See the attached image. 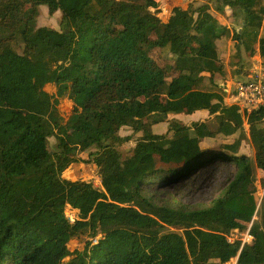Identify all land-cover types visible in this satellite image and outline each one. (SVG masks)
I'll list each match as a JSON object with an SVG mask.
<instances>
[{"label": "trees", "instance_id": "16d2710c", "mask_svg": "<svg viewBox=\"0 0 264 264\" xmlns=\"http://www.w3.org/2000/svg\"><path fill=\"white\" fill-rule=\"evenodd\" d=\"M215 1L242 24L225 27L191 3L162 22L156 0H0V264H264V109L245 118L260 198L253 165L236 154L242 115L219 84L249 75L251 56L264 60V0ZM41 5L70 28L35 27ZM52 81L73 103L67 117L46 104ZM79 84L85 92L74 96ZM198 110L209 117L153 131L169 114ZM124 126L140 133L133 147L122 148L132 137L118 135ZM65 136L97 147L89 161L99 184L61 177L62 162H84ZM231 136L232 154L218 159L233 175L204 202L177 197L175 189L208 179L209 160L189 159L200 138ZM246 230L248 242L227 239ZM71 240L84 245L71 251Z\"/></svg>", "mask_w": 264, "mask_h": 264}, {"label": "rangeland", "instance_id": "374dc122", "mask_svg": "<svg viewBox=\"0 0 264 264\" xmlns=\"http://www.w3.org/2000/svg\"><path fill=\"white\" fill-rule=\"evenodd\" d=\"M159 2L158 8L160 9V12L158 16L162 20V22H166L167 19L170 16V9L179 6L182 8H186L189 3L193 4L194 7H198L201 5H207L212 9L213 14L217 18V20L220 22L225 27L229 28H237L242 24V20H235L234 19V12L232 8L229 7H224L221 11L216 12V1L215 0H169L166 2L165 0H156ZM25 11L29 12L30 11V6L25 7ZM35 27H40V26H48L51 28H54L56 30H68L70 28V25L68 22H61V14L59 11H57L55 14L49 15L47 12V6L41 5L39 6V15L35 20L34 23ZM254 57L250 58L251 62H254ZM225 64L227 65V57L225 59ZM228 68V67H227ZM251 68H252V63H251ZM250 68V70H251ZM249 70V72H250ZM172 75V72H171ZM248 76V75H246ZM245 76V77H246ZM169 78V76H168ZM228 78V75L223 78L226 80ZM235 79H242V78H237L234 77ZM221 83V81H220ZM76 86V84H73L69 82L68 90L69 88H73ZM220 86H223L220 84ZM84 85L79 84L77 85L76 89H73V94L74 96H79L80 94H83L85 92L86 88H83ZM43 89L49 94V96H52L49 100L47 99L46 104L48 106L50 104H55L57 105V108L59 112L67 117L72 108H73V103L68 100L67 98H61L59 99L56 96L57 93V84L52 81V82H47L44 84ZM69 91H67L68 93ZM226 96V95H225ZM225 99V98H224ZM226 104V101H225ZM46 106V107H48ZM44 107V108H46ZM195 112V111H194ZM193 113V112H192ZM168 119L165 122H160L158 123V126L155 127L153 130L155 134L157 135H162V134H169V127L170 126H175V127H182V126H188L190 125V118H192V114L184 115V114H178V115H168ZM208 114L205 115V117H201L200 120H204L208 118ZM192 119H197V118H192ZM199 121V120H198ZM197 121V122H198ZM245 136L240 143L239 149L237 151V155H244L248 158L250 163L254 167V176L256 178V184H257V191H258V196L261 198L263 195V187L261 186V183L259 181V172L255 168V148L251 143L250 140V135H249V126L248 129L244 128ZM119 136H129L131 135V140L126 141L122 144V148L129 146L133 147L135 145V139L140 135V133H133L130 127L124 126L121 127L120 130L118 131ZM233 137L231 136L229 138H211L208 139V144L205 142L200 141L202 145H205L206 149L203 150V152H208L206 155V158L204 159L209 160L207 163V166L203 168V173L206 174L207 180L204 182H201L198 184L197 182H189L188 185H185L181 188H177L174 191L176 192V196L181 198V200L187 198V195L191 196V200L193 202L199 203V202H204L208 196H213V194L217 193V189L224 185L226 180L233 175V173L236 171V168L234 165L231 164H226L222 163V160H219L218 157L221 154H232L231 150H228L225 148V144H230L233 142ZM65 140L67 143L71 146H74L76 148V156L82 159L84 162H73V163H68L65 164L62 162L63 166V171L61 177H64L66 179L70 180H77V179H82L85 181H91L95 185L99 184V177L97 175V170L94 166L93 163L89 161V155L95 151H97V147L95 145L92 146H86L84 142L80 141V139L77 136H65ZM50 145L53 148L56 144V141L54 138L49 139ZM210 142V143H209ZM209 145V147H207ZM191 156V155H190ZM133 168H136V162L133 164ZM153 186V184H148V187ZM172 185H168L167 188H172L170 187ZM65 215L68 217V219H75L77 216V210L71 208L70 206H67L65 209ZM254 219L257 218L255 215L253 217ZM161 227V223L155 222L153 226L149 229H146L144 233L146 234H151L154 232V230L158 229ZM170 229H175V230H182L183 227L179 223H173L170 224L169 227ZM209 234V233H206ZM212 234V233H211ZM213 235V234H212ZM238 234H232V236H235ZM100 237V235H96L94 242L97 241V239ZM84 243H78L76 240H71L68 242L67 246L69 250H74V249H81L83 247ZM215 264V263H213Z\"/></svg>", "mask_w": 264, "mask_h": 264}, {"label": "built area", "instance_id": "2783aa9c", "mask_svg": "<svg viewBox=\"0 0 264 264\" xmlns=\"http://www.w3.org/2000/svg\"><path fill=\"white\" fill-rule=\"evenodd\" d=\"M223 88L226 95V105L238 108V111L243 114L244 118H246L247 114L252 110H257L259 108L264 109V68H261L259 71H250L248 76L243 79H236L232 83L225 82ZM75 219L68 220L73 221ZM236 238H239L243 244L251 240V235L249 231L246 230L239 236L231 235L227 237L229 241ZM226 264H237V259H231Z\"/></svg>", "mask_w": 264, "mask_h": 264}, {"label": "crops", "instance_id": "0c3cea01", "mask_svg": "<svg viewBox=\"0 0 264 264\" xmlns=\"http://www.w3.org/2000/svg\"><path fill=\"white\" fill-rule=\"evenodd\" d=\"M166 2H168L169 0H165ZM28 6V5H27ZM57 12V11H56ZM55 12V13H56ZM54 13V14H55ZM169 14H171V9H170V13ZM252 57H254V62H251L252 63V68H251V70L250 71H259L261 68H264V60H263V58H261L260 56H259V54H255V55H253V56H251L250 58H252ZM229 62V60L227 59V63ZM228 69V72H229V68H227ZM234 80H236L234 77H232L231 75H228V79H226V80H224L225 82H233ZM220 81H221V83H220ZM220 81H219V84H225V82H223V78L222 79H220ZM180 114H184V113H180ZM190 114H192V118L194 117V118H197V119H192V118H190L189 117V119H190V122H197L198 120L199 121H203V120H200V118L201 117H205V115L207 114V111L206 110H198V111H195V112H193V113H190ZM190 114H184V115H190ZM240 114L242 115V118H243V125H244V128L245 129H248V123L246 122V120H245V118L243 117V114L240 112ZM170 115H178V114H170ZM191 124V123H190ZM158 126V124H156V125H154L153 126V130L155 129V127H157ZM189 126V125H188ZM212 137H201L200 138V141L202 140V142H205L206 144H208V139H211ZM242 142V141H241ZM210 143V142H209ZM205 144V145H206ZM205 145H202L200 142H199V147H198V150H204V149H206L205 147ZM207 147H209V145H207Z\"/></svg>", "mask_w": 264, "mask_h": 264}, {"label": "water", "instance_id": "95a60500", "mask_svg": "<svg viewBox=\"0 0 264 264\" xmlns=\"http://www.w3.org/2000/svg\"><path fill=\"white\" fill-rule=\"evenodd\" d=\"M208 152H203L202 150H197L195 153H193L191 156H189L190 160H198V159H204V157L206 158Z\"/></svg>", "mask_w": 264, "mask_h": 264}]
</instances>
